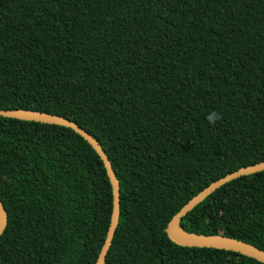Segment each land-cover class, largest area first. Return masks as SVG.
<instances>
[{
	"label": "trees",
	"instance_id": "trees-1",
	"mask_svg": "<svg viewBox=\"0 0 264 264\" xmlns=\"http://www.w3.org/2000/svg\"><path fill=\"white\" fill-rule=\"evenodd\" d=\"M0 108L64 115L105 148L121 185L107 264H263L179 246L166 228L264 161V0H0ZM0 197V264H97L113 185L74 128L0 115ZM180 224L264 251V171Z\"/></svg>",
	"mask_w": 264,
	"mask_h": 264
},
{
	"label": "water",
	"instance_id": "water-1",
	"mask_svg": "<svg viewBox=\"0 0 264 264\" xmlns=\"http://www.w3.org/2000/svg\"><path fill=\"white\" fill-rule=\"evenodd\" d=\"M0 115L72 127L81 135H83L100 154V156L104 160L105 166L110 176L114 192V208L112 222L106 242L97 261V264H107V257L113 245L115 235L120 223L121 185L116 170L105 148L102 146L99 140L86 128L82 127L77 122L64 115L28 108H0ZM262 171H264V161L247 167H242L239 170L230 173L225 177L210 184L207 188H205L203 191L193 197L187 204H185L181 208V210L177 214H175L170 220L166 228V233L169 239L173 243L183 247L211 248L239 253L264 264V251L255 247L254 245L223 235H203L191 233L184 230L180 224L182 218H184L190 211H192L196 206L202 203L209 195H211L218 188L240 177L252 175ZM8 224L9 213L4 202L2 201V198L0 197V237L6 231Z\"/></svg>",
	"mask_w": 264,
	"mask_h": 264
},
{
	"label": "clouds",
	"instance_id": "clouds-1",
	"mask_svg": "<svg viewBox=\"0 0 264 264\" xmlns=\"http://www.w3.org/2000/svg\"><path fill=\"white\" fill-rule=\"evenodd\" d=\"M206 118L209 121V123L214 126L217 123V121H219L222 118V115L220 113L213 111L210 114H208Z\"/></svg>",
	"mask_w": 264,
	"mask_h": 264
}]
</instances>
